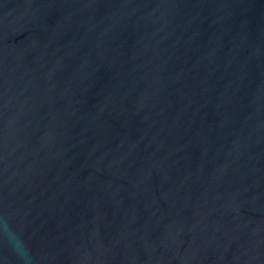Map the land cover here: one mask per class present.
I'll return each mask as SVG.
<instances>
[{"label":"water","instance_id":"1","mask_svg":"<svg viewBox=\"0 0 264 264\" xmlns=\"http://www.w3.org/2000/svg\"><path fill=\"white\" fill-rule=\"evenodd\" d=\"M0 264H264V0H0Z\"/></svg>","mask_w":264,"mask_h":264}]
</instances>
